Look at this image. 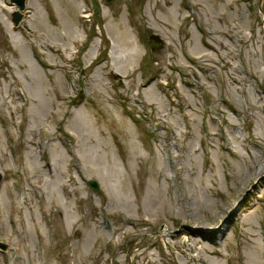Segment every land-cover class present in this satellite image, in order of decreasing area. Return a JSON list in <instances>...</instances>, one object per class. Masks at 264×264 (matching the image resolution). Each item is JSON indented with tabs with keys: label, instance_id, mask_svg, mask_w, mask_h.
I'll return each mask as SVG.
<instances>
[{
	"label": "rangeland",
	"instance_id": "374dc122",
	"mask_svg": "<svg viewBox=\"0 0 264 264\" xmlns=\"http://www.w3.org/2000/svg\"><path fill=\"white\" fill-rule=\"evenodd\" d=\"M17 10L0 0V264H264V0Z\"/></svg>",
	"mask_w": 264,
	"mask_h": 264
},
{
	"label": "water",
	"instance_id": "95a60500",
	"mask_svg": "<svg viewBox=\"0 0 264 264\" xmlns=\"http://www.w3.org/2000/svg\"><path fill=\"white\" fill-rule=\"evenodd\" d=\"M107 2H112L113 0H106ZM12 4L18 7V10L13 14V22L16 27L20 25V23L23 20L24 13L26 11V2L27 0H11ZM149 43L152 47L153 50H156L157 48L161 47L163 42L160 39L159 36L153 35L149 39ZM1 175H0V183H1ZM89 186L92 188L94 191L99 190V184L97 181H89ZM0 248L1 249H7L6 246L0 243ZM130 260V254L128 255V261Z\"/></svg>",
	"mask_w": 264,
	"mask_h": 264
},
{
	"label": "bare ground",
	"instance_id": "6f19581e",
	"mask_svg": "<svg viewBox=\"0 0 264 264\" xmlns=\"http://www.w3.org/2000/svg\"><path fill=\"white\" fill-rule=\"evenodd\" d=\"M99 53V47L98 46H94V48L89 52L88 56V63H90L94 58L95 56H97Z\"/></svg>",
	"mask_w": 264,
	"mask_h": 264
}]
</instances>
